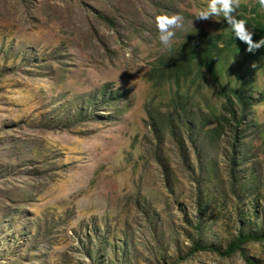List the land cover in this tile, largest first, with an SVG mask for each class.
Wrapping results in <instances>:
<instances>
[{"label": "rangeland", "instance_id": "374dc122", "mask_svg": "<svg viewBox=\"0 0 264 264\" xmlns=\"http://www.w3.org/2000/svg\"><path fill=\"white\" fill-rule=\"evenodd\" d=\"M205 4L0 0V264H247L239 253L186 255L200 236L221 246L241 221L228 196L219 199L209 234L194 227L199 212L189 170L198 171V163L193 155L182 161L170 132L155 129L148 116L149 108L165 112L174 92L191 96L194 122L198 114L227 116L220 90L250 79L252 117L261 124L251 132V162L263 158V46L225 53L216 79L205 69L179 85L155 86L147 77L166 51L154 15L183 14L177 45L188 31L226 29L223 18L211 16L188 23ZM239 5L250 16L256 0ZM255 25L246 27L257 34ZM113 92L119 96L106 103ZM232 111L238 115V105ZM182 132L176 135L185 140ZM230 134L226 128L213 146L223 177ZM247 251L264 261L258 242Z\"/></svg>", "mask_w": 264, "mask_h": 264}, {"label": "trees", "instance_id": "16d2710c", "mask_svg": "<svg viewBox=\"0 0 264 264\" xmlns=\"http://www.w3.org/2000/svg\"><path fill=\"white\" fill-rule=\"evenodd\" d=\"M257 8L258 0L252 8V15L246 16L245 11H239L247 19V24L252 20L256 24L253 29L257 34L253 33V40L264 37V13L259 12ZM98 16L106 22L111 20L110 16L102 12L98 13ZM225 28L220 32L188 31L177 45H172L171 50L166 49L156 58L147 72L148 79L155 86L165 81H173L179 85L180 81H190L202 69L216 79L215 66L221 57L225 53H235L246 47L239 38L232 37L227 26ZM52 57L53 55L51 61L56 60ZM27 67L31 69L32 63ZM250 87L252 81L242 78L235 88L220 90L227 116H218L213 112L207 115L198 114L200 118L194 122L191 118L193 114L188 108L192 98L187 92H174L168 102L169 108L162 114L156 112L155 108L148 109L153 127L159 130L165 128L172 135L182 161L193 155L198 163V171L188 169L194 182L193 201L199 212L194 227L199 232L200 229L208 227L209 231L205 232L209 234L213 222L217 219L213 215L215 207L221 205L220 198L224 201L228 196L233 198L231 205L235 219L241 221L231 235L222 239L221 246L203 239L204 243L202 236L192 240L187 256L197 250H208L222 256L239 253L247 264H264V261L248 254L247 251V247L254 242L264 247V156L260 162H251L255 157L250 144L253 135L251 132L254 125L259 127L261 124L253 121ZM105 96L103 100L109 103L111 98L116 100L119 94L113 92L110 97ZM232 105H238V115H234ZM212 121L215 126L206 128ZM226 128L231 134L227 140V149L224 150L226 160L223 168L226 176L223 177L218 174L221 167L213 146L218 143L219 135L225 132ZM177 129L180 134L185 131L188 139L183 140L184 136H177ZM261 152L264 154V141ZM181 258L182 256H179V259Z\"/></svg>", "mask_w": 264, "mask_h": 264}, {"label": "clouds", "instance_id": "9594fccd", "mask_svg": "<svg viewBox=\"0 0 264 264\" xmlns=\"http://www.w3.org/2000/svg\"><path fill=\"white\" fill-rule=\"evenodd\" d=\"M239 7V0H206L205 5L197 7L192 13L188 23L194 27V18L205 20L210 16L216 20L223 18L232 37L234 39L239 38L240 41L244 42L248 51H255L264 46V37L258 40L252 39L253 32L249 27H246L248 21L238 12ZM257 10L264 13V0H258ZM154 21L158 40L164 48L171 50L173 38L176 35L174 30L184 26L183 14L161 12L154 15Z\"/></svg>", "mask_w": 264, "mask_h": 264}]
</instances>
